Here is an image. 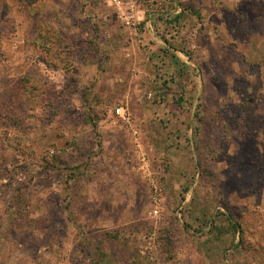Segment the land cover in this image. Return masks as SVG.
I'll return each mask as SVG.
<instances>
[{
  "label": "rangeland",
  "instance_id": "374dc122",
  "mask_svg": "<svg viewBox=\"0 0 264 264\" xmlns=\"http://www.w3.org/2000/svg\"><path fill=\"white\" fill-rule=\"evenodd\" d=\"M0 264H264V0H0Z\"/></svg>",
  "mask_w": 264,
  "mask_h": 264
},
{
  "label": "built area",
  "instance_id": "2783aa9c",
  "mask_svg": "<svg viewBox=\"0 0 264 264\" xmlns=\"http://www.w3.org/2000/svg\"><path fill=\"white\" fill-rule=\"evenodd\" d=\"M114 112H115L116 116H118L123 122L128 123L129 118H128L127 114L122 110L121 107H116L114 109Z\"/></svg>",
  "mask_w": 264,
  "mask_h": 264
}]
</instances>
